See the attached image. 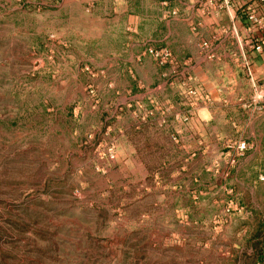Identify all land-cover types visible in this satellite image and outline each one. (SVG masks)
Segmentation results:
<instances>
[{
  "label": "rangeland",
  "instance_id": "rangeland-1",
  "mask_svg": "<svg viewBox=\"0 0 264 264\" xmlns=\"http://www.w3.org/2000/svg\"><path fill=\"white\" fill-rule=\"evenodd\" d=\"M226 6L0 0V264H264V74L216 47Z\"/></svg>",
  "mask_w": 264,
  "mask_h": 264
},
{
  "label": "crops",
  "instance_id": "crops-1",
  "mask_svg": "<svg viewBox=\"0 0 264 264\" xmlns=\"http://www.w3.org/2000/svg\"><path fill=\"white\" fill-rule=\"evenodd\" d=\"M251 14L255 21L249 19ZM221 16L224 20L219 18L218 21L231 32L216 47L219 46L228 57L235 44L243 76L260 79L264 74V0H230V6L225 7ZM229 38L231 42H228ZM231 62L234 63V59Z\"/></svg>",
  "mask_w": 264,
  "mask_h": 264
},
{
  "label": "built area",
  "instance_id": "built-area-1",
  "mask_svg": "<svg viewBox=\"0 0 264 264\" xmlns=\"http://www.w3.org/2000/svg\"><path fill=\"white\" fill-rule=\"evenodd\" d=\"M249 19L254 20V16L251 14V15L249 16ZM254 21H255V20H254Z\"/></svg>",
  "mask_w": 264,
  "mask_h": 264
}]
</instances>
